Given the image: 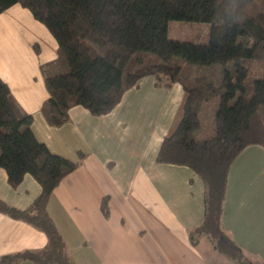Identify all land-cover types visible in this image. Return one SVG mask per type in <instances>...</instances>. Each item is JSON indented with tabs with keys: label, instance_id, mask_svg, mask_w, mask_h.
Segmentation results:
<instances>
[{
	"label": "trees",
	"instance_id": "trees-1",
	"mask_svg": "<svg viewBox=\"0 0 264 264\" xmlns=\"http://www.w3.org/2000/svg\"><path fill=\"white\" fill-rule=\"evenodd\" d=\"M14 4L30 10L58 42V57L42 66L49 91L42 113L50 125L66 123L75 105L96 115L110 112L147 75L158 85L181 83L180 118L157 160L187 165L201 176L205 214L191 241L206 235L215 249L239 263L245 254L221 218L232 161L245 146L264 145V0H0V13ZM173 20L208 23V40L172 39ZM216 64L222 67L219 80L203 70ZM203 115L210 119L209 133ZM32 123L33 116L0 78V167L13 187L27 173L42 187L26 209L0 199V212L48 237L45 248L5 255L0 264H73L48 203L79 162L52 152L37 139Z\"/></svg>",
	"mask_w": 264,
	"mask_h": 264
},
{
	"label": "crops",
	"instance_id": "crops-1",
	"mask_svg": "<svg viewBox=\"0 0 264 264\" xmlns=\"http://www.w3.org/2000/svg\"><path fill=\"white\" fill-rule=\"evenodd\" d=\"M57 57V40L30 10L14 4L0 13V78L33 116L37 139L79 162L48 203L73 264H246L221 254L206 235L191 241L205 214V183L187 165L157 160L180 118L181 83L158 85L144 76L110 112L75 105L66 123L53 126L42 113L49 97L42 66ZM41 191L29 173L13 187L0 167V199L7 204L26 209ZM221 221L251 259L247 264H264V145L251 143L232 161ZM47 243L44 231L0 212V259Z\"/></svg>",
	"mask_w": 264,
	"mask_h": 264
},
{
	"label": "rangeland",
	"instance_id": "rangeland-1",
	"mask_svg": "<svg viewBox=\"0 0 264 264\" xmlns=\"http://www.w3.org/2000/svg\"><path fill=\"white\" fill-rule=\"evenodd\" d=\"M208 30H209V25L208 23H204V22L200 23V22L173 20L169 23V36L172 39L203 42L204 33L205 31L208 32ZM203 70H205L206 72L214 73L216 80H219L221 78L222 67L219 64H216L210 68L205 67ZM202 122H203V130L205 131V133H209L210 119L208 118L207 115H203ZM250 260L251 259L249 257L243 255L240 259V262L247 264L248 262H250Z\"/></svg>",
	"mask_w": 264,
	"mask_h": 264
}]
</instances>
